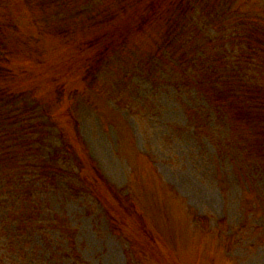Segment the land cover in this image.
<instances>
[{
	"label": "rangeland",
	"instance_id": "rangeland-1",
	"mask_svg": "<svg viewBox=\"0 0 264 264\" xmlns=\"http://www.w3.org/2000/svg\"><path fill=\"white\" fill-rule=\"evenodd\" d=\"M166 1V24L160 19L154 29L151 4ZM41 4L28 9L23 0H0L4 43L16 38L13 47L38 60L19 63L23 56L10 55L15 62H6L0 85L8 81L12 92H27L50 113L57 131L44 149L48 157L63 132L65 156L73 147L87 183L100 189L107 183L130 199L104 191L107 215L96 199L71 196L63 180L39 187L33 203L0 196V264H264V109L255 118L244 93L230 97L212 84L199 86L212 81L210 71H187L184 54L194 52L212 69L204 64L203 48L212 54L205 39L220 38L231 50L229 27L239 30L249 19L264 25V0H89L82 6L93 11H77L75 19L69 11L75 0ZM66 25L82 32L59 36ZM167 31L180 32L173 48L164 41ZM122 36L128 37L123 53L85 78L100 47ZM171 54L186 65L179 68ZM181 70L196 80L183 86ZM22 205L37 207L38 229H24L20 246L9 252L8 215ZM55 215L72 231L69 242L51 226Z\"/></svg>",
	"mask_w": 264,
	"mask_h": 264
},
{
	"label": "trees",
	"instance_id": "trees-1",
	"mask_svg": "<svg viewBox=\"0 0 264 264\" xmlns=\"http://www.w3.org/2000/svg\"><path fill=\"white\" fill-rule=\"evenodd\" d=\"M23 1L28 9H34V7L37 6L43 7L41 3L44 1L45 3L47 2V0ZM75 1L77 6L69 9V11L74 13L72 16L74 19V15L77 11L86 10L90 13L93 11L92 6L88 9H85L84 6H82L84 2L89 0ZM151 5L155 9L151 15L156 14V18L154 17L155 19L151 20L154 23V29H156L158 25H161L159 23L160 19L164 21L163 15L171 5L168 1L163 3L159 8H156V2H153ZM111 6L112 4L107 1L105 11L111 13ZM147 6L148 2L143 3L141 7L136 10V13L130 17H134L142 8ZM42 16L46 18L50 16V14L48 12H43ZM77 16L78 15H76V17ZM90 16H92V14H90ZM44 20L45 19H37L36 23H39L40 21L44 22ZM124 21L127 20L125 19ZM164 24H166L165 21ZM60 26H62V24H60ZM239 26V30L237 27H229L232 32L228 35V41L236 46L234 47L231 44V50H228L220 38L205 39L206 45L209 47L210 51H212V54H209L202 47L204 51L203 54L207 59L204 64L209 62L212 69H208L205 65H202V62L198 63L199 59L194 52L192 53V56L189 52H184L187 59V71L190 69L193 71L194 68L196 71L201 72L202 75L208 76V72L210 71L212 81L210 82L208 80L202 82L199 86L212 84L215 86L214 92H227L230 97H236L238 92L244 93L246 95L245 102L248 104L246 110L256 109L255 118H258V115L260 116L264 109V100H260L261 96L258 93V90L260 89L259 87L263 86L261 81L264 80V56H260V54L264 52V25L258 22H251L249 19L248 23H245L243 26L240 24ZM20 28L21 27L17 24L16 36L20 34ZM91 28L92 25L90 29ZM47 29L53 30L51 27H48ZM61 30L62 33L59 32V36H68L69 38L76 33L78 34L82 32L80 28L76 29L68 27L67 25ZM3 31V29L0 30V80L3 79V76H7L5 73L6 62H15L10 59V55L23 56L19 63L25 61H38H32L30 58L32 57V54L21 53V48L13 47L16 38H10L12 44L9 46L4 43V38H2ZM179 36L180 32L174 33L167 31V36L164 41L168 42L169 48H173L174 38ZM98 39L100 40L101 37L96 36L89 38V40L92 41L91 43L94 41L97 42L96 40ZM213 40H216L215 44L209 42ZM127 41L128 37L122 36L119 37L116 42H109L100 47L93 56L95 62L87 69L85 78L88 76L94 77L95 75H99L100 71H102L101 68L107 61L111 59L109 62L110 64L114 57L123 53V46ZM242 44L245 45L244 48L242 47ZM8 47H10V49ZM166 50H168V48H166L165 51ZM213 55L214 62L212 60ZM171 56L176 60L179 68L186 65L184 59L181 60L175 54H171ZM215 65H221L223 70L225 68V72H220L215 68ZM187 71L181 70L183 73L180 72L178 77L180 78L181 75L184 76V78H180L183 86L188 85V83L191 82V79L196 80L194 76H186ZM219 81H221V83L218 84L217 82ZM7 82L0 85V196L12 193L18 200L33 203V197L38 193V190H40L39 187L49 185L50 183H59L63 180L66 181V191H68L71 196L96 199L97 202L102 204L107 215L110 214V209H108V205L104 202L106 200L104 191L108 195H112L118 201L130 199L129 197H122L117 194V191L107 183L102 189L96 188L95 185L87 183V178L84 172L85 166L82 164L81 159L75 154L73 147L71 149L72 156H65L64 147H66L67 143L63 132L57 134L56 137L60 140V144L55 148L54 154L48 157L44 153V149L47 145L53 143L55 138L53 131H57L53 121H50V113L45 107L41 106L42 103L40 104L37 99H29L27 92H12V90L7 87ZM90 85L93 86L91 88L95 91L96 87L93 83H90ZM96 85L98 84L96 83ZM98 89L99 88H97V90ZM77 95L80 94L78 93ZM88 95H90V93ZM239 101L242 103L240 99ZM210 104L215 107L212 102ZM215 108L219 109L220 106H216ZM64 116L70 118L73 123L78 125V120L75 119L74 114L71 111H68V109L64 110ZM193 116L196 117L194 119H197L196 114ZM95 174L98 177L100 172L97 170V173L95 171ZM21 196H23L24 199L21 198ZM21 208H14L12 213L8 215L11 217V219L8 217L10 235L4 239V244L6 250H9V252L15 253L16 249L20 246L21 236L24 229H38L35 228L36 223L40 221L36 220L38 217L37 207L30 205L24 208L22 205ZM13 222L17 223V225L15 226ZM49 222H51L52 227H56V229L62 233L66 241H68L67 239H73L68 234L72 231H70L67 224L62 221L60 215H55L50 218Z\"/></svg>",
	"mask_w": 264,
	"mask_h": 264
}]
</instances>
